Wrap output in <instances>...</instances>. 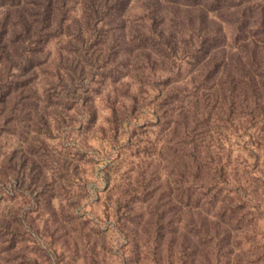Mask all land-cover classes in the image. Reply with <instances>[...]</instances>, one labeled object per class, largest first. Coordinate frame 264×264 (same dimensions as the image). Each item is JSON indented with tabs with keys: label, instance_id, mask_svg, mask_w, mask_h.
I'll return each mask as SVG.
<instances>
[{
	"label": "rangeland",
	"instance_id": "rangeland-1",
	"mask_svg": "<svg viewBox=\"0 0 264 264\" xmlns=\"http://www.w3.org/2000/svg\"><path fill=\"white\" fill-rule=\"evenodd\" d=\"M84 1L0 61V264H264V0Z\"/></svg>",
	"mask_w": 264,
	"mask_h": 264
},
{
	"label": "trees",
	"instance_id": "trees-1",
	"mask_svg": "<svg viewBox=\"0 0 264 264\" xmlns=\"http://www.w3.org/2000/svg\"><path fill=\"white\" fill-rule=\"evenodd\" d=\"M127 1L128 0H85V22L89 23L90 20L96 22V20L99 18V14L103 12L104 9H113L116 7L124 6ZM68 2L69 0H0V7L3 5L12 6L16 11V19L12 21L13 27L11 29L9 28V25H7V22H2V20L0 19V61L1 59H5L18 63V65H21L23 67L22 70H25L28 66L27 64H25L26 57L30 56L31 62L34 61V59L35 61H37L39 59L37 52L40 51V48H38L36 44L42 37L41 27H43L44 29H50L52 25L55 26L58 22L63 21V19H65V11L67 10ZM113 10L116 11V9ZM116 15L119 16V13H117ZM66 26L68 32H70L68 24ZM9 33L11 34L10 36ZM85 33L86 30L82 28V30L78 29V35H76V37L81 42H83V44H85L84 42H86ZM155 35L159 40H161L162 38H167L164 31L156 32ZM29 43L34 44V46L30 47ZM95 49L96 48H94V50ZM84 51L85 52H82L80 54L84 57V60H78L76 64H73L69 68V71L66 72V74H68V78L63 79V76L60 75L59 80L61 81V88H68L67 86L70 85L69 79L74 83L76 82V80L80 79L81 74L84 72L85 62H87L88 65L93 66L94 61H97L95 62V64L97 65L99 64V61H107V57L108 55H110L106 52H101L97 54V56L96 54L93 55V51L90 48ZM142 53L150 56V54L146 52V48H143ZM90 55L94 57V59H92ZM0 79H2V71H0ZM15 80L20 82L23 80V78L20 76ZM7 87L8 89L6 90L4 86H0V100L2 102V110H0V113L2 111H5V108L3 107V98H5L8 92L12 93V90H14L12 96L15 97L16 101H20L19 97H28L26 93L22 92V89H20L17 84ZM24 87H26V85H24ZM91 108L88 109L92 119L94 118L95 113L93 110H91ZM32 114L33 113L31 112V115ZM34 115L36 124L45 130H49L50 126L48 123V119H46V117L44 116V111L34 110ZM1 116L2 118H5V115H2V113L0 115V118ZM1 123L2 122H0V124ZM12 161L13 159L10 160V162ZM19 161L23 162L25 165H28V175L30 174L31 179L34 180L36 178V170H40L38 160L36 161L35 157L31 154H22L19 157ZM10 222L11 221H7L5 227L11 229ZM19 256L23 260H27L25 256L20 254ZM34 264L38 263L34 261Z\"/></svg>",
	"mask_w": 264,
	"mask_h": 264
}]
</instances>
